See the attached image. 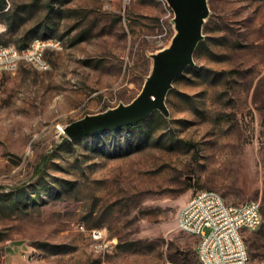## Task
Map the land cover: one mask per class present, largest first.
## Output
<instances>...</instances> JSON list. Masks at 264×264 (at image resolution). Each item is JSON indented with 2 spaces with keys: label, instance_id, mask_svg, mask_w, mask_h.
Masks as SVG:
<instances>
[{
  "label": "rangeland",
  "instance_id": "1",
  "mask_svg": "<svg viewBox=\"0 0 264 264\" xmlns=\"http://www.w3.org/2000/svg\"><path fill=\"white\" fill-rule=\"evenodd\" d=\"M169 116L66 142L64 128L130 103L174 35L156 0H8L1 44L54 37L49 69L0 72V264H200L177 226L201 189L264 207V0H208ZM138 124V123H137ZM85 231L101 229L96 248ZM209 230H206L208 233ZM249 264L264 236L245 234Z\"/></svg>",
  "mask_w": 264,
  "mask_h": 264
},
{
  "label": "built area",
  "instance_id": "2",
  "mask_svg": "<svg viewBox=\"0 0 264 264\" xmlns=\"http://www.w3.org/2000/svg\"><path fill=\"white\" fill-rule=\"evenodd\" d=\"M105 2L107 4L108 0ZM6 30V25L0 21V38ZM61 49V40L54 37L35 38L25 48L0 43V72H14L21 64L46 71L49 69L46 53ZM262 223L258 201L229 204L218 192L209 189L194 192L177 215L178 229L198 239L196 254L200 264H249L245 234L259 230ZM79 229L87 232L96 248L103 246L106 237L103 230L85 231L83 226Z\"/></svg>",
  "mask_w": 264,
  "mask_h": 264
},
{
  "label": "water",
  "instance_id": "3",
  "mask_svg": "<svg viewBox=\"0 0 264 264\" xmlns=\"http://www.w3.org/2000/svg\"><path fill=\"white\" fill-rule=\"evenodd\" d=\"M173 12L174 35L170 44L151 54L152 69L140 93L128 104H119L100 114L87 115L64 128L70 141L118 130L146 120L155 111L169 116L166 97L173 82L194 65V53L203 40L209 17L208 0H165Z\"/></svg>",
  "mask_w": 264,
  "mask_h": 264
},
{
  "label": "trees",
  "instance_id": "4",
  "mask_svg": "<svg viewBox=\"0 0 264 264\" xmlns=\"http://www.w3.org/2000/svg\"><path fill=\"white\" fill-rule=\"evenodd\" d=\"M5 1L4 0H0V8L1 9H4V7H5ZM200 44V43H199ZM199 44H198V46H199ZM28 46V44L25 42L22 46H20L19 48H25V47H27ZM191 69V66L190 67H188L187 69H186V71L187 70H190ZM181 77V76H180ZM180 77H178V78H180ZM177 78V79H178ZM156 112V114H158L160 117H161V115L159 114V112L158 111H155ZM145 121V120H144ZM142 123H143V121H142ZM144 124V123H143ZM139 126H142L141 125V122L140 123H138V124H134V125H128V126H124V127H122V128H136V127H139ZM121 128V129H122ZM99 134H101V133H99ZM99 134H94V135H90V136H87V137H84V138H86V139H88V138H92V137H97ZM82 139V138H81ZM65 141L66 142H69V143H78L79 141H80V139H78V140H75V141H70L68 138L67 139H65ZM261 213H262V217H263V223H262V225H261V227L259 228V234L260 235H263L264 236V207L263 208H261Z\"/></svg>",
  "mask_w": 264,
  "mask_h": 264
}]
</instances>
